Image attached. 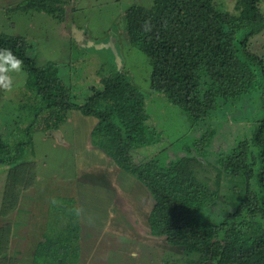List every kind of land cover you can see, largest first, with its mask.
I'll list each match as a JSON object with an SVG mask.
<instances>
[{"label": "trees", "instance_id": "16d2710c", "mask_svg": "<svg viewBox=\"0 0 264 264\" xmlns=\"http://www.w3.org/2000/svg\"><path fill=\"white\" fill-rule=\"evenodd\" d=\"M66 1L19 0L15 7L61 15L64 21L61 12L71 4ZM216 2L153 0L149 7L133 3L124 13L127 43L143 51L151 65L150 91L179 107L182 122L191 127L179 132L175 124L155 128L150 123L145 94L125 67L102 74L81 101L57 63L38 64L26 37L0 31V48L11 49L28 73L26 102L16 108L32 112L0 126V168L9 169V202L17 203L16 192L34 176L33 133L60 129L68 113L77 111L96 120L89 140L101 152L92 151L113 159L154 199L149 234L199 253L200 264H264V53L253 52L249 42L264 35L263 3L236 0L230 12ZM149 19L154 27L145 34L142 25ZM250 102L259 106L258 114L247 117L251 122L245 130L238 128L232 147H209L216 130L210 123L213 111L225 105L241 112ZM204 171L212 173V182L200 178ZM221 176L231 185L220 184ZM53 211L48 205L47 215ZM65 224L43 232L32 264H77L78 225ZM1 229L3 242L10 232Z\"/></svg>", "mask_w": 264, "mask_h": 264}, {"label": "rangeland", "instance_id": "374dc122", "mask_svg": "<svg viewBox=\"0 0 264 264\" xmlns=\"http://www.w3.org/2000/svg\"><path fill=\"white\" fill-rule=\"evenodd\" d=\"M18 1L0 0V31L26 37L31 45L28 52L38 64L57 63L62 77L78 99H84L89 87L97 85L102 74L113 67H125L129 80L145 94L146 107L152 116L150 123L155 124V128L164 127L166 122L175 124L178 132L191 128L182 122L179 107L150 91L148 56L127 43L124 31L126 8L133 3L149 7L153 0H67L71 1L68 11L65 10L67 14L61 12L66 21H60L61 15L56 17L44 11L18 9L15 7ZM216 3L230 12L236 9V0H217ZM262 3L264 10V0ZM73 6L74 10L71 9ZM66 22L69 23L68 30ZM72 24L85 30L87 38L94 42H116L119 61L109 47L97 49L79 44L73 37ZM249 42L253 52L264 53V35L255 36ZM27 78L24 69V74L16 76L22 83L13 93L0 90V126L7 118L26 113L32 115L29 110L17 109L19 103L26 102ZM248 104L241 112L230 111L225 105L213 111L210 123L216 130L209 147L216 149L221 145L220 149L225 150L232 147L238 128L245 130L251 122L247 117L254 119L258 114L259 106L254 107L252 102ZM236 111L239 115L235 119ZM240 114H243L241 118ZM95 122L92 117L70 111L66 121L59 125L60 139L54 129L33 133L37 156L34 176L29 177L27 186L16 192L17 203L7 199L9 192L5 188L9 169L0 168V226L9 227L10 232L0 242V264H32L37 242L45 239L43 232H49L56 224L61 228L67 222L78 225L76 235L80 254L77 264H200L199 253L189 254L183 246L169 244L166 236L147 232L154 199L140 181L122 171L113 159L92 151L101 152L89 140V129ZM65 132L66 139L63 137ZM213 177L210 172L200 173V178L211 182ZM103 179L107 180L105 187L101 184ZM218 181L226 188L231 185L223 176ZM95 183L99 185L94 187ZM143 188L149 195H143ZM82 201L91 205L84 206ZM48 205L54 210L51 217L47 215ZM6 206L10 209L2 214ZM101 208L104 210L102 217Z\"/></svg>", "mask_w": 264, "mask_h": 264}, {"label": "clouds", "instance_id": "9594fccd", "mask_svg": "<svg viewBox=\"0 0 264 264\" xmlns=\"http://www.w3.org/2000/svg\"><path fill=\"white\" fill-rule=\"evenodd\" d=\"M153 27L154 26L150 22V19L146 20L145 23L142 25V31L145 34L151 33L153 30ZM83 31H84V36L86 37L87 34L85 30ZM22 74H24L23 60L17 57L11 49L0 48V90L5 92L6 94L13 93L14 90L17 87H19L20 84L22 83L21 81L16 79V76L22 75Z\"/></svg>", "mask_w": 264, "mask_h": 264}, {"label": "water", "instance_id": "95a60500", "mask_svg": "<svg viewBox=\"0 0 264 264\" xmlns=\"http://www.w3.org/2000/svg\"><path fill=\"white\" fill-rule=\"evenodd\" d=\"M72 32L74 33L73 37L78 41L79 44H82L84 46H93L94 48L109 47L111 51L113 52V55H115L116 61H119L115 43H113V41H109V43L108 42L107 43L94 42L83 35V29L76 28L75 25L73 24H72ZM54 132L57 135L58 139H60L61 136H60L59 130L54 129Z\"/></svg>", "mask_w": 264, "mask_h": 264}, {"label": "crops", "instance_id": "0c3cea01", "mask_svg": "<svg viewBox=\"0 0 264 264\" xmlns=\"http://www.w3.org/2000/svg\"><path fill=\"white\" fill-rule=\"evenodd\" d=\"M83 35H84V31H83ZM141 192L143 193V195L144 196H146L147 194H148V192H147V190L145 189V188H143V189H141ZM149 195V194H148ZM93 202H95V201H93ZM88 203H89V205H91V203L90 202H88V201H82V204L84 205V206H88ZM96 207H98V206H96ZM99 208V207H98ZM102 209V208H101ZM101 215H104V210L102 209V213H101Z\"/></svg>", "mask_w": 264, "mask_h": 264}, {"label": "flooded vegetation", "instance_id": "af4514ba", "mask_svg": "<svg viewBox=\"0 0 264 264\" xmlns=\"http://www.w3.org/2000/svg\"><path fill=\"white\" fill-rule=\"evenodd\" d=\"M87 37V36H86Z\"/></svg>", "mask_w": 264, "mask_h": 264}]
</instances>
